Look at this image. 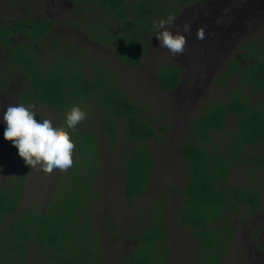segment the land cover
Returning a JSON list of instances; mask_svg holds the SVG:
<instances>
[{
  "label": "trees",
  "instance_id": "obj_1",
  "mask_svg": "<svg viewBox=\"0 0 264 264\" xmlns=\"http://www.w3.org/2000/svg\"><path fill=\"white\" fill-rule=\"evenodd\" d=\"M74 1L82 12L96 15L89 19L91 40L112 47L125 64L137 66L147 55L153 21L177 16L178 4L200 0ZM54 24L52 19H20L0 25V42L8 46L15 65L28 75L30 91L22 92L20 98L24 103L36 101L57 110L67 111L74 104L98 110L112 144L117 145L120 135L135 144L124 160L123 185L127 199L141 198L156 165V155L147 141L159 140L158 132L163 133L167 126H153L156 120L144 117L145 107L130 99L106 66L99 64L89 77L79 61V48L55 36ZM18 34L34 43L49 41L55 59L43 62L26 41L12 44V36ZM233 73L239 74L243 84L233 89L227 101L208 103L203 114L190 122L192 139L181 146L190 167L179 220L198 240L196 258L189 264H225L228 245L235 238L236 216L245 211L254 213L262 205L258 189L233 185L230 178L238 165L249 161L258 170L264 168V152L246 150L264 145V100L253 98L264 94V34L244 44L240 56L229 62L225 76ZM156 79L162 89L171 92L180 86L182 72L174 65L161 64ZM230 115L235 117L236 130L226 141L216 140V134L226 130ZM85 121L74 133V153L80 151L81 155L73 158L71 172L42 207H23L36 163H27L12 142H0V169L8 163L17 165L15 174L0 186V264H115L103 253L104 233L92 212L91 200L99 194L92 192L91 186L93 172L99 181L100 134L86 129ZM165 209L164 205L151 207L149 217L136 219L141 227L136 233L134 228L126 229L137 237V244L123 256L124 264H174ZM118 234L122 236L123 231L119 229ZM261 250L264 253V243Z\"/></svg>",
  "mask_w": 264,
  "mask_h": 264
},
{
  "label": "rangeland",
  "instance_id": "obj_2",
  "mask_svg": "<svg viewBox=\"0 0 264 264\" xmlns=\"http://www.w3.org/2000/svg\"><path fill=\"white\" fill-rule=\"evenodd\" d=\"M179 14L171 26L182 31L185 24L191 25L186 33L187 44L182 54L173 55L168 49L159 47V40L152 29L147 38V55L137 66L125 64L112 47L91 40L88 32L89 19L95 13L82 12L74 0H0V25L20 19H52L55 36L74 43L79 48L80 62L85 73L91 77L101 64L111 70L113 79L130 99L145 107L144 117L154 118L153 126L167 129L147 141L149 149L156 155L153 177L146 193L136 200L124 194L126 156L135 146L120 135L119 142L112 144L103 129V115L89 108L86 129H95L100 134L97 182L94 172L92 192H98L91 200L92 212L97 227L104 234L101 246L104 255L115 264H124L123 256L137 244V237L127 228H138V217H149L148 210L156 205L166 206L167 223L170 226L168 242L174 251V260L184 264L196 258L198 240L192 231L181 225L179 208L183 200V188L189 176V162L181 153L183 143L192 139L190 122L203 114L205 106L214 101H227L233 89L240 87L243 80L239 74L225 76L229 62L240 56L244 44L264 34V0H200L189 5L178 4ZM205 30V39L198 40L197 30ZM22 37L11 38L19 43ZM34 50L43 62L55 59L50 42L34 43ZM15 57L8 46L0 42V142L4 138L6 124L2 122L3 110L10 104L24 103L20 94L30 91L28 75L17 67ZM161 64H171L182 72V82L177 90L168 92L160 87L156 74ZM255 100L264 94L254 95ZM38 112L46 113L56 122L65 120L66 111L57 110L36 101H29ZM235 117L229 116L226 130L216 134V140L226 141L227 135L236 130ZM12 142V141H10ZM250 153L264 152V145L246 149ZM75 152L73 158H79ZM74 165V163H73ZM16 164L8 163L0 169V186H4L16 172ZM73 167V166H72ZM53 169L46 171L36 163L27 184L23 207L45 206L59 183L71 172ZM230 181L233 185L258 189L262 205L254 213L245 211L236 216L235 238L227 248L225 264H264V168L258 170L249 161L238 165ZM155 206V207H153ZM138 209L137 213L132 212ZM145 213V214H144ZM134 216H133V215ZM143 220V219H139ZM141 222V221H140ZM123 235L118 234V230ZM174 261V264L176 262Z\"/></svg>",
  "mask_w": 264,
  "mask_h": 264
},
{
  "label": "clouds",
  "instance_id": "obj_3",
  "mask_svg": "<svg viewBox=\"0 0 264 264\" xmlns=\"http://www.w3.org/2000/svg\"><path fill=\"white\" fill-rule=\"evenodd\" d=\"M174 17L169 16L153 21L159 47L168 49L173 55L182 54L187 44L186 33L191 30L185 24L183 30L171 27ZM198 40L205 39L203 27L197 30ZM87 111L80 104H74L66 111L63 122L54 121L50 115L38 112L30 104H10L2 113L6 124L4 138L12 141L18 154L27 163H39L46 171L58 169L67 171L73 166L77 126L86 120Z\"/></svg>",
  "mask_w": 264,
  "mask_h": 264
},
{
  "label": "flooded vegetation",
  "instance_id": "obj_4",
  "mask_svg": "<svg viewBox=\"0 0 264 264\" xmlns=\"http://www.w3.org/2000/svg\"><path fill=\"white\" fill-rule=\"evenodd\" d=\"M3 25H4V24H3ZM16 36L22 37V38H23L22 41H26V43H28V44H32L33 47L36 48L35 45H34V42L31 40V38H28V37L24 36L23 34L14 35V36H12V37H16ZM20 42H21V41H20ZM177 89H178V88H177ZM177 89H176V90H177Z\"/></svg>",
  "mask_w": 264,
  "mask_h": 264
}]
</instances>
